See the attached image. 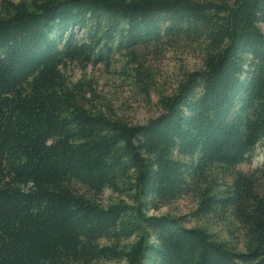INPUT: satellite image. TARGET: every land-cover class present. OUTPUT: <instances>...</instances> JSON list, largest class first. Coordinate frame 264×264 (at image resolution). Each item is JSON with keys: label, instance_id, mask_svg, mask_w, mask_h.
Masks as SVG:
<instances>
[{"label": "trees", "instance_id": "obj_1", "mask_svg": "<svg viewBox=\"0 0 264 264\" xmlns=\"http://www.w3.org/2000/svg\"><path fill=\"white\" fill-rule=\"evenodd\" d=\"M138 49L200 60L146 125L65 76ZM104 263L264 264V0H0V264Z\"/></svg>", "mask_w": 264, "mask_h": 264}, {"label": "rangeland", "instance_id": "obj_2", "mask_svg": "<svg viewBox=\"0 0 264 264\" xmlns=\"http://www.w3.org/2000/svg\"><path fill=\"white\" fill-rule=\"evenodd\" d=\"M11 1L29 2L30 0ZM135 55L143 62L145 68L143 70L151 75L154 85L149 90V94L144 93V84L137 81L131 65H127L129 59L124 54L112 55L108 63L101 62L85 67L69 65L65 76L72 84L82 83L85 85V90L91 89V93L87 96L88 106L143 126L158 116V96L170 94L184 73L200 68V60L196 52L185 49H138ZM255 154L251 166L242 165L239 167L240 171L250 172L261 165L260 150L257 149ZM109 197L110 193L105 192L102 199L105 202ZM192 208H194L193 199L186 197L163 207L159 212H150V214L185 216ZM200 225L191 218L185 223L188 228ZM212 232L221 239L227 237L225 230L219 227L213 228Z\"/></svg>", "mask_w": 264, "mask_h": 264}]
</instances>
